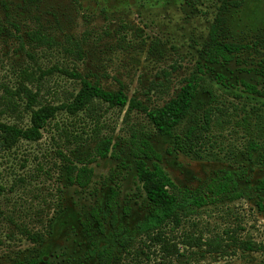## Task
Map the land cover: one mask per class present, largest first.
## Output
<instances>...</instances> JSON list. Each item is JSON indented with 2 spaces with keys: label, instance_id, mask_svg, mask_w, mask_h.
Returning a JSON list of instances; mask_svg holds the SVG:
<instances>
[{
  "label": "rangeland",
  "instance_id": "1",
  "mask_svg": "<svg viewBox=\"0 0 264 264\" xmlns=\"http://www.w3.org/2000/svg\"><path fill=\"white\" fill-rule=\"evenodd\" d=\"M213 25L222 42L240 49L232 62L207 70L201 53ZM0 26V123L27 129L33 111L57 109L37 141L0 132V264L32 258L99 264L97 253L106 248L114 250V264H264V211L256 191L264 157L253 151L255 143L264 146V96L240 84L264 92V0H0ZM35 30L55 42L30 41ZM78 46L82 58L66 51ZM73 73L105 90H124L151 109L176 97L195 73L203 79L189 116L173 130L179 138H169L141 111L100 98L66 108L82 90ZM135 133L150 136L180 187L201 189L225 170L239 171L243 196L141 233L150 204L127 148ZM108 138L120 159L90 164L87 188L69 184V167L92 159ZM111 178L119 186L125 246L107 217ZM94 211L104 234L84 229L94 223ZM29 233L43 240L34 243Z\"/></svg>",
  "mask_w": 264,
  "mask_h": 264
},
{
  "label": "trees",
  "instance_id": "2",
  "mask_svg": "<svg viewBox=\"0 0 264 264\" xmlns=\"http://www.w3.org/2000/svg\"><path fill=\"white\" fill-rule=\"evenodd\" d=\"M8 6L5 5V8ZM9 8V7H8ZM0 26V31H1ZM16 29L18 27L16 26ZM29 39L39 44H50L55 42V38L49 36L41 30L31 31ZM240 47L234 43L222 42L219 38V30L216 26H211L209 41L206 42L201 53V58L207 70L209 65L230 63L233 61L235 52ZM66 51L78 58L83 57V52L77 48L68 47ZM208 72V71H207ZM82 82V90L76 100L68 105L69 110H77L86 105L93 98H100L111 105L121 108L128 107L129 110H138L144 113L149 121L156 128L157 132L163 137L179 138L173 133L186 117L189 116L194 107V101L199 94L203 75L195 73L181 88L178 95L168 101L165 105L158 108H149L141 100L130 98L124 90L109 91L100 86L99 83H92L88 77L79 73H73ZM216 80L227 84L226 77L222 74H215ZM240 84L246 92L252 95L264 96V92L256 85L244 80ZM56 108L43 107L32 113L31 126L27 129L0 123V132L22 138L29 141H37L41 138L42 132L47 126L48 120L54 117ZM112 139H104L97 145L95 155L92 159L82 164L80 167L73 165L68 169V182L79 188H87L93 178V168L90 167L97 158L106 159L109 156L119 160L118 153L112 150ZM131 157L135 162L136 174L142 184V190L149 201V213L146 220L139 225L141 233L148 235L160 231L169 222L179 221L182 218L196 215L200 209L221 201H234L240 199L243 194L240 190L239 171L225 170L220 175H216L204 188L192 190L177 185L162 165V154L159 153L150 136L147 133H135L127 141ZM253 151H262L261 158L264 157V146L253 145ZM125 170L128 166L122 163ZM113 177V176H112ZM110 186L106 202L107 217L112 228L115 229L114 236L121 246L128 243L127 229L123 224L118 223L117 198L119 196V186L114 180ZM256 191L258 193L257 206L260 211H264V177L259 180ZM93 224L83 223L85 231H90L94 226L101 234L105 233V225L100 211H94ZM105 220V219H104ZM29 239L34 243H40L42 236L29 233ZM115 252L112 248H106L97 253L99 264H114ZM20 264H48L44 259L32 258Z\"/></svg>",
  "mask_w": 264,
  "mask_h": 264
}]
</instances>
